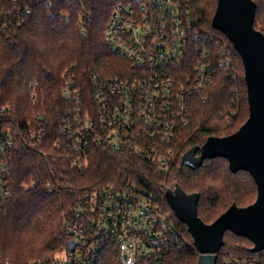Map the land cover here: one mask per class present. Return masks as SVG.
Returning a JSON list of instances; mask_svg holds the SVG:
<instances>
[{
    "label": "trees",
    "instance_id": "16d2710c",
    "mask_svg": "<svg viewBox=\"0 0 264 264\" xmlns=\"http://www.w3.org/2000/svg\"><path fill=\"white\" fill-rule=\"evenodd\" d=\"M121 1L54 0L51 6L39 4L31 16L4 35L0 45V103L10 108L4 126L12 131L13 139L7 150L11 197L0 205V264L49 260L69 241L66 224L76 220L80 198L107 186H132L155 193L185 240L170 246L162 264H197L200 254L193 237L170 208L165 190L177 184L187 194L198 193V215L207 224L233 203L246 207L258 196L252 175L245 170L232 172L223 157L206 159L196 170L182 163L188 149L202 146L211 136L236 132L249 117L243 60L229 38L212 26L218 0L187 2L201 28L225 42L232 65L228 69L220 64L221 48L216 46L215 80L192 103L189 124L173 143L177 158L168 175L133 153L99 148L91 150L87 165L80 167L74 165L73 153H65L57 145L62 115L69 107L61 97L65 72L87 82L91 72L124 78L132 66L110 50L104 39ZM254 1L255 27L264 33V0ZM41 122L44 134L39 129L41 138L31 140L28 131ZM32 182L36 183L34 188L23 187ZM48 182L55 188L46 193ZM224 240L217 264L230 256L255 257L264 264V250L252 252L254 244L249 239L228 230Z\"/></svg>",
    "mask_w": 264,
    "mask_h": 264
},
{
    "label": "built area",
    "instance_id": "2783aa9c",
    "mask_svg": "<svg viewBox=\"0 0 264 264\" xmlns=\"http://www.w3.org/2000/svg\"><path fill=\"white\" fill-rule=\"evenodd\" d=\"M53 1L0 0V45L5 33L31 16L36 5L51 6ZM104 39L132 66L124 78L91 72L87 82L65 72L61 97L69 107L62 115L57 145L73 153L74 165L80 167L87 165L91 150L99 148L133 153L168 175L177 158L173 143L189 124L192 103L215 80V47L221 48L219 62L228 69L229 49L201 28L187 0L121 1ZM9 112L0 103V205L11 197L7 150L13 133L4 126ZM44 127L41 122L27 136L40 139ZM54 188L48 182L46 193ZM75 218L66 224L65 247L44 263L29 264H162L170 246L185 241L158 196L137 187L86 192ZM223 264H259V260L230 256Z\"/></svg>",
    "mask_w": 264,
    "mask_h": 264
},
{
    "label": "water",
    "instance_id": "95a60500",
    "mask_svg": "<svg viewBox=\"0 0 264 264\" xmlns=\"http://www.w3.org/2000/svg\"><path fill=\"white\" fill-rule=\"evenodd\" d=\"M256 12L254 0H218L212 20L213 28L229 38L243 60L248 119L236 132L211 136L202 146H194L182 156V163L193 170L201 168L206 159L223 157L232 172H249L258 188L255 202L246 207L233 203L207 224L198 215V193L187 194L175 184L164 194L175 216L193 237L200 254L197 264H217L228 230L249 239L254 244L252 252L264 250V33L255 27ZM69 247L73 251L75 244L70 241Z\"/></svg>",
    "mask_w": 264,
    "mask_h": 264
},
{
    "label": "rangeland",
    "instance_id": "374dc122",
    "mask_svg": "<svg viewBox=\"0 0 264 264\" xmlns=\"http://www.w3.org/2000/svg\"><path fill=\"white\" fill-rule=\"evenodd\" d=\"M58 253V252H57Z\"/></svg>",
    "mask_w": 264,
    "mask_h": 264
}]
</instances>
